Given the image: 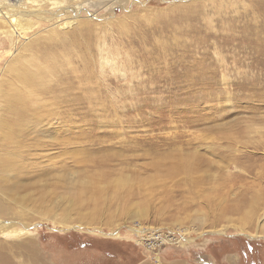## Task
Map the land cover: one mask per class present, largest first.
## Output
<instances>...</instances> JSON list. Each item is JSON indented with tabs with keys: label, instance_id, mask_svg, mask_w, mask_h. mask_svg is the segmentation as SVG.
<instances>
[{
	"label": "rangeland",
	"instance_id": "rangeland-1",
	"mask_svg": "<svg viewBox=\"0 0 264 264\" xmlns=\"http://www.w3.org/2000/svg\"><path fill=\"white\" fill-rule=\"evenodd\" d=\"M28 6L43 19L20 37L16 18L0 19V82L33 44L40 58L67 55L66 73L89 60L83 96L94 87L97 101L50 118L56 140L26 148V169L3 184L18 187L0 190V219L15 223L6 253L17 264L32 248L40 264H264V0ZM183 161L191 171L175 170Z\"/></svg>",
	"mask_w": 264,
	"mask_h": 264
},
{
	"label": "bare ground",
	"instance_id": "bare-ground-1",
	"mask_svg": "<svg viewBox=\"0 0 264 264\" xmlns=\"http://www.w3.org/2000/svg\"><path fill=\"white\" fill-rule=\"evenodd\" d=\"M31 1H38V5L45 2V0H0V19L4 17L10 24H13L10 19L16 18L19 26H21L19 37L36 25V23L30 24L27 22L28 18L38 15L35 14L37 10H29L28 4ZM52 5L53 7L56 6L54 3ZM37 17L43 19V17ZM77 23L74 20L69 28L77 25ZM52 40L54 39L49 41ZM67 43L70 42L66 40L59 46L63 47L65 51L72 50L71 48L75 43ZM37 50L38 48H33V44L27 45L28 57H20L11 63L5 71V77H2V82H0V104L1 111H3V119L0 120V146L3 152L0 157V178L4 179V182H0V190L4 189V191L10 190L13 186L18 188L16 186L17 181L14 184H9V186L3 184L9 179L20 176L26 169L23 166L26 159V153H24L26 148L31 145L44 147L56 140L54 136L61 131L57 128L53 129L54 126L52 121L49 120L50 118L63 116V113L59 114L58 111L70 106L76 107L75 110L78 113L83 100H86L89 106L97 101L94 87L88 86L85 96H83L82 82L93 78H90L89 75L92 70L89 60H83L84 68L82 71L72 70L66 73L63 69L70 63L67 55L56 56L54 55L55 52L51 51L43 54L40 58ZM52 77L58 78L57 81L52 86H46L44 84L46 79ZM72 112L77 115L74 110ZM57 124L65 123L58 122ZM33 138L36 142L30 143ZM59 143L65 145L68 141L60 140ZM189 163L183 161L181 168L175 170L189 172L191 171ZM0 213L6 214L7 212L0 206ZM18 217L21 218L20 215ZM13 227H15L13 221L3 222L0 219V239L7 236L11 231L15 234ZM20 248H22V245ZM37 252L35 248L30 249L31 257L28 254L26 256L28 264H40V256ZM0 264H17L15 258L9 256L5 251V247L1 245Z\"/></svg>",
	"mask_w": 264,
	"mask_h": 264
},
{
	"label": "crops",
	"instance_id": "crops-1",
	"mask_svg": "<svg viewBox=\"0 0 264 264\" xmlns=\"http://www.w3.org/2000/svg\"><path fill=\"white\" fill-rule=\"evenodd\" d=\"M140 264H155V263L150 262V261H145V262H142ZM163 264H188V263L187 262H184V261H167V262H165Z\"/></svg>",
	"mask_w": 264,
	"mask_h": 264
}]
</instances>
